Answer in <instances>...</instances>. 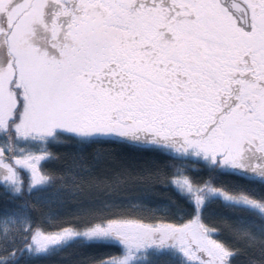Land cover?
<instances>
[{"label": "snow or ice", "instance_id": "6c2138e0", "mask_svg": "<svg viewBox=\"0 0 264 264\" xmlns=\"http://www.w3.org/2000/svg\"><path fill=\"white\" fill-rule=\"evenodd\" d=\"M264 264V0H0V264Z\"/></svg>", "mask_w": 264, "mask_h": 264}, {"label": "trees", "instance_id": "16d2710c", "mask_svg": "<svg viewBox=\"0 0 264 264\" xmlns=\"http://www.w3.org/2000/svg\"><path fill=\"white\" fill-rule=\"evenodd\" d=\"M153 259L155 264H168V257L164 254H156Z\"/></svg>", "mask_w": 264, "mask_h": 264}]
</instances>
